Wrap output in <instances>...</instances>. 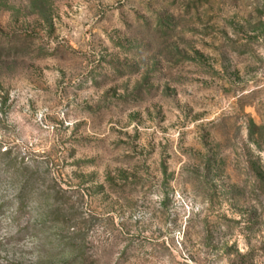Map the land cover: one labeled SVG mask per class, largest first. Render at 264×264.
Listing matches in <instances>:
<instances>
[{"label":"rangeland","instance_id":"obj_1","mask_svg":"<svg viewBox=\"0 0 264 264\" xmlns=\"http://www.w3.org/2000/svg\"><path fill=\"white\" fill-rule=\"evenodd\" d=\"M0 264H264V0H0Z\"/></svg>","mask_w":264,"mask_h":264}]
</instances>
